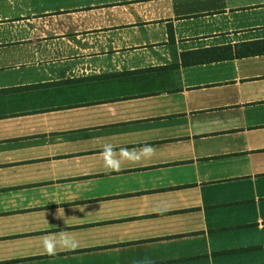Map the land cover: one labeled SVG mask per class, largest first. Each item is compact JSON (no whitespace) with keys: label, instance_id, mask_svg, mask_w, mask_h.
<instances>
[{"label":"crops","instance_id":"obj_1","mask_svg":"<svg viewBox=\"0 0 264 264\" xmlns=\"http://www.w3.org/2000/svg\"><path fill=\"white\" fill-rule=\"evenodd\" d=\"M257 39L264 0H0V264H264Z\"/></svg>","mask_w":264,"mask_h":264},{"label":"clouds","instance_id":"obj_2","mask_svg":"<svg viewBox=\"0 0 264 264\" xmlns=\"http://www.w3.org/2000/svg\"><path fill=\"white\" fill-rule=\"evenodd\" d=\"M115 148L116 146L112 143L103 145L102 158L106 170H119L125 161L139 162L151 159L155 155V149L149 145H145L139 150L121 149L119 154ZM57 218L63 219L60 216ZM41 243L48 255H56L59 250H75L80 246L79 240L68 232H61L59 236H45ZM144 264H151V262L145 261Z\"/></svg>","mask_w":264,"mask_h":264},{"label":"trees","instance_id":"obj_3","mask_svg":"<svg viewBox=\"0 0 264 264\" xmlns=\"http://www.w3.org/2000/svg\"><path fill=\"white\" fill-rule=\"evenodd\" d=\"M167 39L169 43L173 42V34L171 28L168 27ZM231 45L223 46H210L197 49L185 50L179 52L180 63L190 64L201 62L205 60H211L216 58H225L231 56L233 53L238 54L237 50L232 52ZM241 47V53L248 54L252 52H264V39H257L252 41H246L233 44V48Z\"/></svg>","mask_w":264,"mask_h":264}]
</instances>
